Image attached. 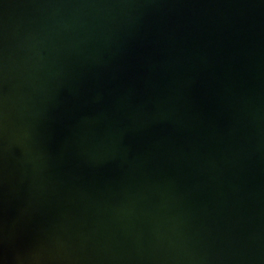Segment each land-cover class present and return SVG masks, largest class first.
Segmentation results:
<instances>
[{
  "label": "water",
  "instance_id": "water-1",
  "mask_svg": "<svg viewBox=\"0 0 264 264\" xmlns=\"http://www.w3.org/2000/svg\"><path fill=\"white\" fill-rule=\"evenodd\" d=\"M0 264H264V0H0Z\"/></svg>",
  "mask_w": 264,
  "mask_h": 264
}]
</instances>
